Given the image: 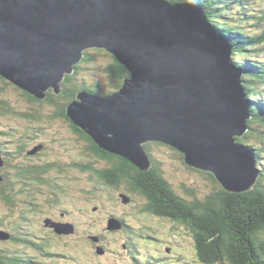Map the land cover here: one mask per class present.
<instances>
[{
	"label": "water",
	"instance_id": "95a60500",
	"mask_svg": "<svg viewBox=\"0 0 264 264\" xmlns=\"http://www.w3.org/2000/svg\"><path fill=\"white\" fill-rule=\"evenodd\" d=\"M89 49L108 51L130 73L117 93L81 91L68 106L69 117L101 149L148 171L145 145L161 143L183 154L189 167L213 174L226 191L253 189L258 160L238 142L253 118L244 72L201 4L0 0V76L38 99L50 90L59 94ZM52 226L74 231L71 224ZM122 227L109 221L110 231Z\"/></svg>",
	"mask_w": 264,
	"mask_h": 264
},
{
	"label": "trees",
	"instance_id": "16d2710c",
	"mask_svg": "<svg viewBox=\"0 0 264 264\" xmlns=\"http://www.w3.org/2000/svg\"><path fill=\"white\" fill-rule=\"evenodd\" d=\"M169 1L201 4L210 23L233 46V61L244 72V86L253 113L250 131L245 137L238 138V142L256 148L258 155L261 157L263 153L264 156V0ZM108 54V51L102 49L87 50L75 73L66 76L62 91L58 94L50 90L45 99H38L0 76V117L8 119V122L0 123V144L11 142H7L8 145L12 146L13 151H17L16 144L21 143L13 141L11 127L14 124L27 126L28 130L33 131L29 136L20 137L25 146L46 139L50 141L47 143L50 147L57 145L67 150L68 144L61 137L64 135L62 132L69 131L64 126L70 125L74 136L78 138L74 145L83 150L82 155H78L81 160L90 161L92 156L96 160L95 166H99V161L106 164L105 169L91 170L93 172L88 177L92 166H84V161L79 163L76 155H73V159L56 163L51 162L48 154L44 155V161L41 159L30 162L27 158H16L14 153L9 160L15 165L10 168L8 177L5 176L0 182V232L9 236L8 240L0 239V264H78L79 259L96 257V248L103 245L112 258H117L116 249L111 248L114 244H118L121 250L122 263L130 264L129 257H126V248L129 245L131 255H138L136 246L140 242L150 250L161 240L156 237L159 230L156 225L147 223V215L171 218L177 228L181 226L189 230L194 240L197 261L201 264H264V165H261L262 171L255 187L243 193L226 191L213 174L206 173L207 179H212L216 186L205 198H198L195 188L187 187L185 183L177 186L155 164L159 159L153 152L154 145H165H145L154 164L151 170L145 171L131 160L101 149L69 117L68 106L76 99L79 91L87 90L95 95L109 96L117 93L125 79L130 77L128 69L112 55V60L106 65H98V69L101 67L106 75V86L92 88L86 85L85 80H78L77 75L83 66L87 63L98 64L97 57ZM11 95L16 97L11 100ZM255 142L259 145H254ZM168 147L177 153L181 167H185L184 155ZM186 166L190 173H200ZM79 168L86 180L80 183L79 190L82 199L88 204V207L84 204L83 208L88 214L94 215L93 222L100 223H92L88 230L83 231V237L78 244L73 245L76 252L67 251V247L62 248L60 244H55L52 238L41 239V243H36L34 239L37 237L33 234L37 231L36 227L47 233L44 231L45 223L36 221L34 217L36 193L43 189L48 194L51 193L57 201L68 197L74 190L79 189L76 179L69 177V170ZM60 172H63L62 180L56 178ZM25 189L30 191L28 196L23 194ZM182 190L186 191L188 197L182 195ZM118 191L130 196L131 201L134 200L133 212L138 220L131 222L127 214L118 213L119 202L115 199ZM93 207H96L95 210L98 208V212L93 211L92 214ZM144 213L147 215L142 216ZM113 215H119L125 224L121 240L111 238L110 233L104 231L101 225L102 220ZM40 251L48 253L45 259H37ZM182 256L184 255H178L181 264ZM151 258L147 255V258H143L144 261L136 260L132 264L160 262L157 258L152 263L149 260ZM83 264L86 263L83 261Z\"/></svg>",
	"mask_w": 264,
	"mask_h": 264
},
{
	"label": "flooded vegetation",
	"instance_id": "af4514ba",
	"mask_svg": "<svg viewBox=\"0 0 264 264\" xmlns=\"http://www.w3.org/2000/svg\"><path fill=\"white\" fill-rule=\"evenodd\" d=\"M11 128H12L13 136H14L13 141L21 143V144H16L17 151H13L12 146L8 145V143H11V142L7 141L8 143L3 142L0 144V155L5 160L4 165L2 167H0V176H2V178H4L5 176L8 177V172H9L10 168H12L15 165L12 162V160H9L10 157H12L14 155V153H16V158L22 157L23 160H25L27 158V160H29L30 162L31 161H33V162L39 161L41 159L44 161V159H43L44 155L48 154L51 162L56 161V163H59V162L61 163L62 160H64V159H73L74 158L73 155H76L77 161L79 163H80V161L81 162L84 161L86 163V165H84V166H86V167L92 166L89 173L87 174L88 177L90 176V173L93 172V171L91 172V170L95 171L97 169H102V168L105 169L104 166H106V164L103 163L102 161H99L98 167L95 166L96 160L92 156L90 158L91 159L90 161L81 160V157L78 155H82L81 153H83V150L80 146L74 145L78 142V138L76 137V135L74 136V133H73L74 130L71 131L70 125L64 126V128H66V130L70 131V132L68 131L69 134L67 132H66L67 133L66 134V133L61 131L63 134H65V137L64 138L61 137V138H63V140H65V143L68 144L69 150H68V148L66 150V148H62L61 146H57V145L50 147L47 144L50 141H47L46 139L39 140L36 144L34 143V144H31L30 146H27V145L25 146V145H23L24 140L20 139V137L27 136V135L29 136L30 133H33V131L30 129L28 130L27 126L14 125V124L12 125ZM48 139H50V138H48ZM57 147L60 149L59 152H56ZM47 149L50 152H48ZM151 162H152V167H153L154 166L153 161H151ZM16 163H17V161H16ZM155 164L158 166L159 170L161 172H163L165 176H167L166 171L164 169L165 165L161 161H156ZM77 165L80 166V164H78V163H77ZM63 177H64L63 172H60L59 177H56V178H58L59 180H62ZM69 177L73 180L76 179L75 181H77L79 189L74 190L72 188L75 192H72L70 195H68V197H65L63 199H58V201H57V199L55 197H53V195L51 193L48 194L47 192L43 191V189L38 191L36 193V196L34 197V200L37 203L35 206L34 217H35L36 221L40 220L42 223L43 222L45 223V230L44 231L47 232V233H44V232H42V230H39L36 227L37 231H35V233H33V234L37 237L34 240L38 244L41 243V239L44 240V239H51L52 238L53 239L52 241L55 244H60V246L62 248H64V247L68 248L69 246L73 248L74 247L73 245L78 244L79 239H81L83 237V235H82L83 231L85 232L86 230H88V229H80V226L78 225V219L76 218L77 215L75 214V213L81 214L82 208H83L82 204L87 203L84 199H82V195L79 193V190L81 189L80 183H83L84 181H86L84 179L83 172L81 171V168H79L78 170H74V171L69 170ZM43 186H45V184ZM104 187H106V186H104ZM28 193H30L29 189H28V191H27V189H25V193H23V194L28 196ZM116 193H117V196H116V198L115 197L114 198L117 200V202H121L120 195L122 196L124 194L121 192L119 193V191ZM79 199L81 200V203H79ZM35 202H33V204H35ZM97 205H99V204H97ZM132 205H134V200L130 204H128L126 207L133 209ZM37 206L39 208H37ZM95 208L96 207H93L92 210L95 212H98V208L96 210H95ZM113 216H115V215H113ZM0 217H1V213H0ZM110 217H112V216L107 217L106 220H108ZM154 217L157 219H161V220L164 219L163 217H159L156 215ZM133 218H138V216L136 215ZM48 219L52 220L54 223L71 224L74 228L73 233H70V234L58 233L57 230L52 226V224L47 222ZM165 220L172 223V225L177 228V225L174 224V222L171 218L165 219ZM41 233H43L44 235H47V234L48 235L46 237H42L41 235H43V234H41ZM81 235H82V237H81ZM12 238H14V236H12ZM161 243L163 244V247H166V245H164V244L168 243V241L165 239H162ZM45 255H48V253H44L43 251H40L37 259H45Z\"/></svg>",
	"mask_w": 264,
	"mask_h": 264
},
{
	"label": "rangeland",
	"instance_id": "374dc122",
	"mask_svg": "<svg viewBox=\"0 0 264 264\" xmlns=\"http://www.w3.org/2000/svg\"><path fill=\"white\" fill-rule=\"evenodd\" d=\"M111 56H112L111 53H109L108 55H103V56L100 55L99 57H97V60L99 62L98 64H88L87 63V65L83 66L82 71L77 75L78 80L79 81L85 80L86 85L90 86L92 88H94L96 86H99V87L100 86H106V84H107L106 75L102 71L101 67L98 69V65H100L101 63L106 65L108 62H110L112 60ZM77 65H79V64H77ZM77 65L75 66V69H76ZM75 71L76 70H74V72L72 74H74ZM72 74H68V75H72ZM101 89H103V88H101ZM81 91H83V90H81ZM81 91H79V93ZM112 92H114V91H112ZM9 96L10 95H8V97ZM15 97H16V95H11V100ZM6 122H8L7 118L0 117V123H6ZM64 137H65V134L63 135V138ZM152 144H156V143H152ZM253 144L259 145L256 142ZM153 149H154L153 152L156 154V157L160 161H162V163L165 165L164 169L166 171L167 177L170 178L173 182H175L177 186H181L183 183H185L187 187L195 188V190H197L196 195H198V198H205L209 193L214 191L215 186H216L215 182L212 179L208 180L207 176H206V173H209V172L196 170V171H199L200 173H198V172L190 173L189 170L187 169L186 165H185V167H181V165L179 164V159H178V156L176 155L177 153L166 145H165V147H159L158 145L157 146L154 145ZM59 151H60V149L57 147L56 152H59ZM202 173H204V175ZM181 193L183 196L188 197L185 190H182ZM79 203H81L80 199H79ZM96 203L99 204L98 201ZM85 205L88 207L87 203H85ZM82 207H84V204H82ZM117 209H118V213L120 215L130 212L128 209H126L124 207V205L122 203L120 205H118ZM75 214L77 215L76 218L78 219V225L80 226V229H84L87 224H89L90 222H93V220H94L93 217L91 218L92 215H89L84 208H82L81 214H79V213H75ZM8 216L10 217V211H8ZM152 217H153L152 218L153 221H151V220H149V221L146 220V221H147V223H155L156 224L157 228L159 229L156 237H163L165 239H168L172 243H174L175 245H173V246H174V249H176V252L178 253V255L179 254L184 255V256H182V263L187 264L188 261H190L189 264H200V262L197 261V257H196V253H195V247L193 245V237H192L191 233L189 232V230H187L186 228L181 227V226H178V228H176L172 225V223L166 221L165 219L161 220V219L155 218L154 216H152ZM131 220H133V218ZM96 223H99V222H96ZM105 226H106V223H104L102 225V228H104L103 229L104 231L106 230ZM94 229H96V228H94ZM112 236L119 237V238L122 237L121 234H113ZM81 237H82V235H81ZM158 243H160V242H158ZM158 243L154 244V247H153V253H155V254H156V251H158V248L160 247V244H158ZM138 245L144 246L141 242ZM5 247H8V246H5ZM111 248L116 249L115 255L117 258H112V255L109 254V256L106 259H102L96 255V257H90V258H87L85 260L78 258L79 260L77 261V263L83 264V261H84L86 264H103V261L107 260V261H110V264H123L122 263L123 260L121 257L122 254H121L120 248L118 247V244H114ZM141 250H143L144 252L147 251L146 248L139 249V251H141ZM67 251L76 252V250H74L73 248H71V249L67 248ZM143 251L137 253L139 256L138 255H130L126 251V257L127 258L129 257L130 264L136 262V260H143L144 261L145 259H143V256H147V255H145ZM76 255H84V253H80V254L76 253ZM178 255L175 256L174 260H177ZM174 260H172V261H174ZM101 261H102V263H101ZM172 261L168 260L167 263H172Z\"/></svg>",
	"mask_w": 264,
	"mask_h": 264
},
{
	"label": "clouds",
	"instance_id": "9594fccd",
	"mask_svg": "<svg viewBox=\"0 0 264 264\" xmlns=\"http://www.w3.org/2000/svg\"><path fill=\"white\" fill-rule=\"evenodd\" d=\"M161 144V143H160ZM167 146V145H166ZM187 165V164H186Z\"/></svg>",
	"mask_w": 264,
	"mask_h": 264
}]
</instances>
